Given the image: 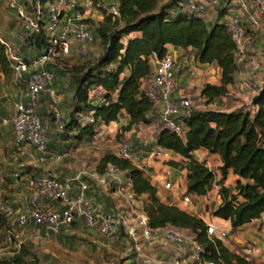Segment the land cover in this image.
Returning <instances> with one entry per match:
<instances>
[{
	"label": "trees",
	"instance_id": "16d2710c",
	"mask_svg": "<svg viewBox=\"0 0 264 264\" xmlns=\"http://www.w3.org/2000/svg\"><path fill=\"white\" fill-rule=\"evenodd\" d=\"M118 7V17L104 15L94 27L102 46L100 54L70 69L74 85L73 111L92 110L94 117V122L83 125L75 116L65 120L64 132L75 130L74 136L78 139L92 137L97 125L116 120L122 111L128 116L127 123L120 126L124 130L134 124L153 122L152 103L142 84L152 70L151 54L164 55L167 44L191 46L195 50V61L215 62L220 67V82H206L200 87V94L207 101L225 94L227 84L235 80L236 42L229 26L220 21L226 7L218 10L212 22L180 11L176 0H118ZM133 31L139 34L128 36ZM122 36L127 37L123 40ZM42 42L37 37L30 40L29 45L37 52ZM0 69L12 73L3 42H0ZM95 85L103 88L102 96L107 103L96 104L87 99L88 90ZM251 101L256 107L253 111L192 107L183 119V135L166 128H159L156 134L158 144L187 158V192L205 194L215 179L214 171L194 157L193 151L199 147L219 153L221 181L228 168L240 176L233 188L220 186L218 192L222 200L212 211L213 215L230 219L233 226L250 221L264 211V79ZM169 162L174 164L173 160ZM108 163L126 170L136 195H148L141 209L152 228L173 226L190 231L203 246V257L217 264H256L230 250L220 238L209 237L207 224L201 217L160 200L156 186L141 168L115 153L106 152L99 158L96 170L103 172ZM241 178L246 179L245 182ZM0 215L3 214L0 212ZM34 226L37 229L38 226ZM0 264L34 263L18 249L11 257H0Z\"/></svg>",
	"mask_w": 264,
	"mask_h": 264
},
{
	"label": "built area",
	"instance_id": "2783aa9c",
	"mask_svg": "<svg viewBox=\"0 0 264 264\" xmlns=\"http://www.w3.org/2000/svg\"><path fill=\"white\" fill-rule=\"evenodd\" d=\"M159 1L165 2L166 0ZM7 4L17 16L19 32L16 44L13 43L11 46V43L6 41L3 43L13 76L22 80L25 85L21 97L15 102L11 117L13 145L26 159L42 161L49 152L50 122L45 119L40 108L44 96L54 93L53 85H51L54 70L49 67V64L56 58L76 56L80 59L86 56L91 50V45L98 39L94 31L96 22L104 15L112 17L120 15L118 0H7ZM231 5H236L238 14L228 12ZM251 6L258 7L259 11H250ZM176 7L184 13L204 20H208L210 10L218 12L220 8L226 7L227 11L220 21H224L229 26L236 42V53L245 49V40L248 38L240 16L246 13L252 25L264 26V0H176ZM37 37L43 41L42 47L37 52L32 51V53L22 55L16 51L24 45H29V41ZM71 52L74 55H71ZM151 62L152 70L142 86L152 103V112L157 118L154 124L156 130L166 128L183 135L185 132L183 119L192 107L217 108V97L207 101L200 91L195 97L190 94L177 93V75L187 73L193 76L196 73V62L193 56L188 53L174 55L168 51L159 56L153 52ZM256 79L260 87L264 78ZM103 91L100 85L92 86L88 90L87 99L96 104L98 102L107 103L102 96ZM51 112L53 127L61 134L65 126L64 114L55 105L52 106ZM75 118L81 125L94 122L92 110L78 111ZM63 150L64 148L54 153V157L59 159ZM114 153L133 164L141 163L144 155L164 162L172 158V150L155 141L150 143L146 149L141 147L135 149L128 138L117 142ZM22 165L23 163H19V167ZM120 172L119 167L108 163L102 177L117 181L119 195L133 204L136 193L132 182L129 177L122 181L119 177ZM163 172L164 187H171L172 167L167 165ZM10 176L20 177V168L17 167L11 171ZM28 185L30 203L15 205L7 198H0V212L12 225L25 227L33 224L38 226L37 228L44 236H48L50 231L56 230L60 225L71 224L79 220L86 227L95 229L105 237L120 239L123 231L125 236L132 239H135L138 234L150 241L162 238L180 246H187L189 255L196 264H217L203 257V246L190 231L173 226L163 229L152 228L142 209L134 213L132 219L121 211L114 212L104 209L87 193L89 185L86 180H78V189L74 195L70 193L72 187L70 180L47 173L32 174L29 176ZM182 200L189 201V195L184 193ZM46 202L54 206L46 205ZM206 224L209 237L216 236L223 239L227 236L228 229L225 225L213 222ZM135 249L140 264H153L152 260L141 253L138 247ZM242 255L251 260V247L246 246Z\"/></svg>",
	"mask_w": 264,
	"mask_h": 264
},
{
	"label": "crops",
	"instance_id": "0c3cea01",
	"mask_svg": "<svg viewBox=\"0 0 264 264\" xmlns=\"http://www.w3.org/2000/svg\"><path fill=\"white\" fill-rule=\"evenodd\" d=\"M250 11L256 12V10L252 6L250 8ZM228 12L238 14L236 5H231ZM216 17L217 11L210 10L207 21L212 22ZM240 21L244 25L248 35V38L245 40L246 47L243 51H237L236 53L238 69L235 72V80L232 83L227 84V91L221 96L226 101L223 106L217 107L220 110L228 111L237 109L233 108L232 106H235L239 103H249L251 107L250 110L253 111L256 107L252 104V96L257 92L259 88L256 78H264V26L261 25L260 27H255L254 25H252L249 22L246 13L243 14V16H240ZM135 34H139V32L133 31L129 33L128 36H132ZM97 44L98 39L95 40L90 49L92 50L93 48H95ZM167 51L174 55L188 53L193 57L195 52L194 48H192L191 46L184 48L173 44H167ZM70 54L74 55L73 52H71ZM195 62V75L190 76L187 73H181L177 75V93L190 94L191 96L195 97L199 94L200 87L204 83L210 82L218 84L220 82L221 69L215 62H200L198 60H196ZM24 87L25 85H21L19 96L18 98H15V102L21 97V93ZM53 88L54 93L50 96L55 97L54 85ZM70 91L71 92L69 93V95L71 94L70 96L73 100V89H70ZM46 95L44 96L45 98ZM44 103L45 99L43 98V104L40 108L42 113ZM14 105L10 106L13 108L11 109L12 115L14 112ZM43 115L45 119L50 122L49 133H52L53 129H55L53 127V124L49 120L47 115H45L44 113ZM4 118L0 114V119ZM155 119L157 120L156 117ZM127 121L128 116L125 111H122L120 112L116 120H111L107 124H101L108 125L111 130H116L121 125L126 124ZM2 127V124H0V142L2 141L1 137L4 133ZM10 127L12 139H10V142L7 143L3 140L7 151L5 153H2V150L0 148V184H2V182L8 183L6 186V189H8V191H5L3 196H6L5 198H7L13 204L18 205L21 203H30L31 199L29 196L30 191L28 185L29 176L36 173H47L57 176L61 179L70 180L72 184L70 193L72 195H74L78 189V180H86L89 185L87 188V193L92 196L98 203H100L104 209L112 210L114 212L121 211L129 219H132V215L138 212V208L141 209L140 205H142L143 197L146 194L136 195V199L133 201V204H130V202L125 199V197L119 195L116 188L117 181L109 178L104 179L102 177V173L104 171L100 173L96 170V164L98 163V161L96 164H94L96 165L94 167H92V164L91 166L85 165V158L79 159V157L77 156V154L79 155V146L69 145L67 147L66 145H63L64 143L72 142L69 136L68 138L64 137L61 140L59 149L49 150L48 154H46L45 159H43L42 161H37L34 159H26L21 154V152L14 147L12 123H10ZM132 131L136 133V137L132 139L133 144H139L141 141H148L149 138L152 137L151 133L153 132H155V137H152V139H154V141L156 142V134L158 130H156V128L154 127L153 122H150L148 124H134L129 129H125V132ZM97 134L98 133L96 132L90 139L96 138ZM57 135L58 137H60L59 133H57ZM51 141L52 137L50 136L49 144ZM62 148H64V150L62 151L61 157L59 159H56L54 157V153H58ZM193 154L197 160L202 161L215 173V179L212 187L205 194H196L186 191V174L188 171L186 167L187 158L177 152L172 151V158L170 160H173L174 164L170 163L169 160L166 162L162 160H155L151 157H148L147 155H144L142 157L141 163L134 164L141 168L145 177L156 186L157 195L159 196L160 200L164 202L174 203L180 208L185 209L198 217H201L206 223L213 222L219 225H225L228 229L226 237L229 238L230 241H223V238L221 239L223 243L230 250L236 251L240 254H242L246 246H250L251 260L256 264H264V211L260 214V216L237 226H233L230 222V219H224L213 214H211L210 216L208 211L204 210V201H206V197L209 196L210 192L212 193L211 197L215 199L213 209L216 208L222 200L218 192L220 186L225 185L233 188L237 180L240 179V176L234 173L232 168H228L225 178L221 181L220 166L222 165V160L218 152H210L204 147H199L193 151ZM19 163H23L22 167H19ZM167 165H170L172 167L170 178L173 181L171 187L168 188L164 187L163 172L164 168ZM17 167L20 168V171H23V174L21 173V176L18 178H13L10 176V173L11 171L17 169ZM119 177L122 181L127 179L128 175L126 170L121 169ZM90 179L98 185L97 188L91 186L92 183L89 181ZM241 180L245 182L246 179L241 178ZM111 182L112 189H110L109 191H105L109 194L105 198L102 191L104 192L108 184ZM184 193H187L189 195V201L182 200V195ZM108 198H111L112 200L108 202ZM45 204L54 206V204L51 205L48 202H46ZM79 222V220H76L71 224H62L58 228L61 227V230L63 227L67 229L71 226L73 228L72 225ZM166 227L168 226L160 227L158 229H163ZM85 230H87L89 234H91L92 232H97L95 229L89 227H86ZM95 242L96 243H92V245L94 244L95 246V244H99L98 241ZM234 245L239 247H234ZM143 246L144 247L142 248L138 245H136L135 247H138L141 252H144L145 250V252L150 255V259L152 260L153 264H196L191 259L189 255V248H187V246H180L176 243L166 241L162 238H159L156 241L148 242V244ZM125 261V264H136L131 257H127Z\"/></svg>",
	"mask_w": 264,
	"mask_h": 264
},
{
	"label": "rangeland",
	"instance_id": "374dc122",
	"mask_svg": "<svg viewBox=\"0 0 264 264\" xmlns=\"http://www.w3.org/2000/svg\"><path fill=\"white\" fill-rule=\"evenodd\" d=\"M254 9L259 11L258 7L254 6ZM18 32L19 22L15 12L8 6L7 0H0V42L6 41L11 43V46L13 43L16 44ZM125 37L127 36H122V39H126ZM101 47L98 41L95 48L89 50L88 54L80 59L73 56L74 58H56L50 62L49 67L54 70V79L51 85L55 87V97L50 95H46V98L44 97L43 113L48 116L52 124L54 123L51 112L53 105L63 111L65 120L71 116H75L76 111H73L75 103L71 99V94L69 95L71 92L70 89L74 90L70 69L74 64L85 63L86 61L95 59L100 54ZM16 51L22 55H26L32 53L33 49L30 45H24ZM21 85H24L22 80L16 79L12 73H4L0 69V114L3 118L5 117L4 119H0V124H2L4 131L1 137L2 141L0 142L2 153L7 151L4 142H10L9 140L12 139L10 120L12 116L11 109L13 108L10 106L14 105L15 98H18ZM221 96L216 98L219 107L223 106L226 101ZM232 107H239L248 111L251 109L249 103H239ZM156 122L155 114H153V123L156 124ZM96 130L98 133L96 138L90 139L91 137L85 136L83 139H78L74 136L75 130L68 129L62 134L59 133L60 137H58V131L53 129L52 133H50L52 141L49 144V150L59 149L61 140L69 136L72 142L64 143L63 145L67 147L69 145L79 146V155L77 154L79 159L85 158V165L91 166L92 164V167H94L97 165L98 157L100 158L106 152L114 153L119 140L128 138L132 141L136 137L134 131L125 132L121 127H118L116 130H111L108 125L104 124L97 125ZM151 135L155 137V132L151 133ZM152 137L146 142L141 141L139 144H133L134 148H148L149 144L154 141ZM20 172L23 174V171ZM89 181L92 183V187H98L94 181L91 179ZM7 184L6 182L0 184L1 199L6 197L3 194L5 191H8L6 189ZM111 185L112 182L108 184L104 192L102 191L105 198L109 195L105 191L112 189ZM211 195L212 193L210 192L209 196L206 197V201H204V210L208 211L210 216L215 204V199ZM147 199L148 195L146 194L142 201H147ZM110 200L112 199H107L108 202ZM140 206L142 208V205ZM72 226L74 229L70 226L67 229L63 227L61 230L60 227L57 230L50 231L48 236H44L42 231L38 228L36 229L33 225L25 227L12 225L3 215H0V257H11L19 249L34 264H125L127 257H131L134 263L140 264L137 259L135 244L142 248L144 247L143 245L152 242L139 234L135 239L128 238L124 233V236L121 234L122 238L120 237V239L105 237L97 232L89 234L85 230L86 225L82 221ZM223 238V241H230L227 237ZM95 241H98L99 244H95L94 246L92 243H96ZM234 247L239 246L234 245ZM141 253H144L150 258V255L145 250Z\"/></svg>",
	"mask_w": 264,
	"mask_h": 264
}]
</instances>
